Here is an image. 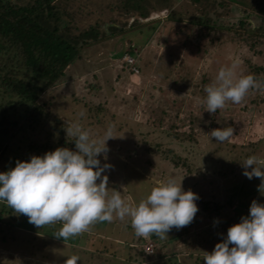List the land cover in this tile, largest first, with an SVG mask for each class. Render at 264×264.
Returning a JSON list of instances; mask_svg holds the SVG:
<instances>
[{"label": "rangeland", "instance_id": "obj_1", "mask_svg": "<svg viewBox=\"0 0 264 264\" xmlns=\"http://www.w3.org/2000/svg\"><path fill=\"white\" fill-rule=\"evenodd\" d=\"M126 1L74 0L75 5L85 3L80 28L89 30L88 25H94L99 40L81 49L65 70L54 91L58 94L53 99L54 109L67 123L90 130L94 138H103L112 129L115 137L107 141V158L103 153L98 157L101 166L109 165L102 174L108 176L109 195L119 191L126 203L137 206L154 188L175 178L184 191L198 195L199 210L188 226L173 228L164 238L150 235L153 240L160 238L165 249L145 258L140 249L144 237L135 234L130 217L121 220L114 213L111 222H96L67 240L55 236L62 227L60 222L38 229L27 216L17 219L15 226H5L4 219L0 225V264H65L73 258H78L74 264H204L205 252L214 250L219 234L223 231L225 240L229 227L249 215L253 200L264 204V195L258 191L261 180L247 178L241 165L249 156L264 158V103H260L264 82H257L262 85L249 89L244 97L243 103L249 104L247 110H240L242 105L231 101L215 114L198 110L206 98V92L199 89L213 83L222 67L235 62L239 78L250 72V66L262 62L259 53L264 52V43L256 44L257 50H253L252 38L244 36L239 41L225 26L235 24L248 12H252L253 24L263 22L264 0ZM201 15L217 26L198 37L196 27L187 21ZM128 39L136 45L137 74L120 65L124 63L120 53ZM177 71L181 84L171 90ZM173 100L177 106L182 103L181 113L189 107L197 111L196 139L177 141L167 137L170 118L165 113L171 111ZM88 104H100L102 110H89ZM163 117L164 122L158 124ZM226 127L234 130L229 140L219 142L210 135L213 129ZM14 134L3 139L0 172L15 168L18 161H30L33 155L43 156L64 147L52 145L29 151L30 140L40 143L42 139L39 130L27 128ZM250 141L253 143L248 145ZM175 156L188 158L191 175L173 165ZM231 197L238 215L225 221V216L232 215L227 206L209 217L200 202L211 201L213 207L214 202ZM1 206L6 202H0Z\"/></svg>", "mask_w": 264, "mask_h": 264}, {"label": "clouds", "instance_id": "obj_2", "mask_svg": "<svg viewBox=\"0 0 264 264\" xmlns=\"http://www.w3.org/2000/svg\"><path fill=\"white\" fill-rule=\"evenodd\" d=\"M236 66L234 62L222 67L215 81L205 87L204 111L215 114L227 102L240 103L249 89L260 87L252 75L236 78ZM233 131L230 127L216 128L210 135L223 142ZM66 134L73 138L75 151L58 147L0 172V202L27 216L38 229L60 222L62 227L55 236L64 240L87 231L96 222H111L114 213L121 220L130 217L135 234L144 238L152 234L164 238L171 229L193 222L199 197L192 190L184 191L175 178L154 188L137 206L126 203L119 191L109 195L108 176L102 175L109 165L101 166L98 157L103 153L107 158V141L115 137L111 128L98 139L90 130L69 122ZM241 165L247 178L261 180L258 191L264 195V158L249 156ZM76 259L65 264H74ZM204 264H264V204L253 200L249 215L230 226L226 239L212 252H205Z\"/></svg>", "mask_w": 264, "mask_h": 264}, {"label": "trees", "instance_id": "obj_3", "mask_svg": "<svg viewBox=\"0 0 264 264\" xmlns=\"http://www.w3.org/2000/svg\"><path fill=\"white\" fill-rule=\"evenodd\" d=\"M256 2H262V0H256ZM84 7L85 3L75 5L74 0H0V149L3 139L13 137L17 130L24 131L28 128L31 131L39 130L42 134L40 143L36 140L29 141V151L47 149L52 145L74 150L73 138L66 135L68 123L55 111L53 99L58 96L54 91L62 81L65 70L79 57L80 50L91 42L99 40L98 29L94 25L89 24V30L83 31L79 26ZM125 8H127L126 5ZM251 14L252 12H248L235 24L225 26V30L233 35L236 34L239 41L244 36H249L252 38L250 47L257 50L255 45L264 43V21L253 24L250 19ZM203 15L197 17L196 20L187 21L189 25H192L191 27H196L198 37L207 34L212 29L215 30L217 26L206 20ZM106 30L103 28V33ZM104 34H101L102 38ZM184 42L186 41H183V44ZM134 48H136L134 41L128 39V45L120 53V57L125 52L135 56ZM260 54L263 55L261 60L263 63L259 62L250 66L252 62L249 61L250 72L247 75H252L257 82L263 83L264 52ZM138 59L137 55L136 66ZM120 65L126 67L125 63ZM128 71L133 74L130 69ZM174 75L171 90L179 88L181 84L179 72L177 71ZM96 76L93 74V77ZM92 87L94 86L91 85L90 88ZM199 90L203 91L204 88L201 87ZM243 102L244 100L240 102L242 106H239V109H249V104ZM260 103H264L263 97H260ZM178 104L177 106V102L173 100L169 105L171 111L165 113V117L170 118L169 121L167 120V137L177 141L196 139L197 111L189 107L188 111L185 109V112L181 113L182 103ZM88 108L97 112L102 110L100 104H88ZM203 109L202 104L198 110ZM100 120L96 119L97 122ZM164 120L163 117L157 123L160 124ZM52 140L54 142L51 144ZM252 143L253 141H250L248 145ZM171 161L175 167H181L186 174L191 175L190 172L193 169L187 157L175 156ZM200 202L202 207L209 211V217H213V214L224 206L232 211V215L225 216L224 221L238 215L236 201L232 197L222 203L214 202L213 207H210L211 201L201 200ZM24 216L16 214L7 204L0 207V225H3L2 221L6 219L5 226H15L16 220ZM224 238L225 234L222 231L215 245ZM154 245L152 254H145L140 248L141 255L148 257L157 255L165 248V244L154 243ZM102 251L105 249L100 252L103 253Z\"/></svg>", "mask_w": 264, "mask_h": 264}, {"label": "built area", "instance_id": "obj_4", "mask_svg": "<svg viewBox=\"0 0 264 264\" xmlns=\"http://www.w3.org/2000/svg\"><path fill=\"white\" fill-rule=\"evenodd\" d=\"M136 55H131L128 52H125L122 56L121 59L122 61L128 66V68L132 71L133 74H137L139 72V68L135 65L136 62V56H137V50L134 48L133 49ZM154 242L151 240H148L145 242L143 245V253L145 254H152L154 251Z\"/></svg>", "mask_w": 264, "mask_h": 264}, {"label": "crops", "instance_id": "obj_5", "mask_svg": "<svg viewBox=\"0 0 264 264\" xmlns=\"http://www.w3.org/2000/svg\"><path fill=\"white\" fill-rule=\"evenodd\" d=\"M163 46H164V45L161 44V47H163ZM159 48H160V47H159ZM159 57H160V56H159ZM152 238H153L152 236H149L148 238H144L143 243L146 242V241H148V240H151V241H152V240H153ZM161 240H162V239H161ZM118 242H120V241L118 240ZM132 242H133V241H132ZM153 242H154L155 244H157V245H160V244H161L160 238H159V240L154 239ZM164 249H165V248H164ZM164 249H163V250H164ZM145 257H148V256H145V255H144V258H145ZM121 258H122V257H121ZM142 258H143V257H142ZM142 262H144V261H142Z\"/></svg>", "mask_w": 264, "mask_h": 264}]
</instances>
